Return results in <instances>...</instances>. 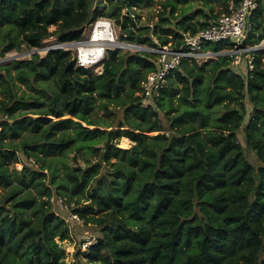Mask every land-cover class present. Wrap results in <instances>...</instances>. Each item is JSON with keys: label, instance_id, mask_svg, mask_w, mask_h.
Masks as SVG:
<instances>
[{"label": "trees", "instance_id": "1", "mask_svg": "<svg viewBox=\"0 0 264 264\" xmlns=\"http://www.w3.org/2000/svg\"><path fill=\"white\" fill-rule=\"evenodd\" d=\"M196 1L201 7L189 13ZM103 2L0 0V28L16 31L4 33L0 57L39 47L54 34L50 26L58 25L61 42L79 40L100 14L120 26L124 41L178 48L183 33L202 28L200 17L227 12L229 0ZM154 3L151 26L124 12ZM250 20L244 43L254 45L264 40V0ZM71 57L58 50L10 64L14 79L40 97L17 95L9 68H0V264H65L55 239L77 222L66 221L61 205L52 209L53 196L96 229L88 264H264V50L253 53L251 70L245 58L233 68L228 55L201 65L182 60L146 107L140 94L154 54L110 51L94 76ZM110 106L122 118L103 129L98 113L112 116ZM123 137L130 148L117 146ZM71 153L84 165L70 166Z\"/></svg>", "mask_w": 264, "mask_h": 264}, {"label": "built area", "instance_id": "2", "mask_svg": "<svg viewBox=\"0 0 264 264\" xmlns=\"http://www.w3.org/2000/svg\"><path fill=\"white\" fill-rule=\"evenodd\" d=\"M257 7L258 0H229L227 12L206 18L200 17L199 23L202 24V28L195 33H183L182 43L178 48L171 43L165 46L149 47L124 41L122 36L119 37L117 34L115 21L103 14L83 29L79 40L61 42L57 38L53 40L49 37L44 39L39 47L24 46L29 48L25 51L31 50L29 53L32 56L38 55L40 58L45 57L49 52L68 51L72 55L71 60L75 62L76 68L89 69L91 76L102 73L104 61L110 51L154 54L155 69L147 74L140 94L141 104L146 107L148 99L159 96L160 90L167 84L168 76L179 67L182 60L194 61L200 65L210 59L228 55L233 57L234 67H237L242 58H245L248 69L251 70L253 68L252 54L264 50V40L254 45L244 43L252 28L250 17ZM142 8L145 7H125L124 12L138 27L151 26L150 23L157 20L158 10H154L151 14L153 18L146 21L141 14ZM207 43L220 44L222 48L218 51L207 49L205 48ZM50 201L53 202L54 198L51 197ZM63 201L61 198L58 200L60 205ZM63 207L67 211L70 209L67 204ZM66 221L80 223L82 220L70 211Z\"/></svg>", "mask_w": 264, "mask_h": 264}, {"label": "rangeland", "instance_id": "3", "mask_svg": "<svg viewBox=\"0 0 264 264\" xmlns=\"http://www.w3.org/2000/svg\"><path fill=\"white\" fill-rule=\"evenodd\" d=\"M102 4H105V3L103 2ZM200 4H201L200 1L199 2L196 1L195 3L193 2L191 4L192 8L189 11V13L194 12L197 8H200L201 7ZM185 7H187V5H185ZM158 9H159L158 3H154L148 8H142L141 14L144 16V20L145 19H146V21L150 20L151 14H153V11L154 10L157 11ZM203 10L206 14L210 13L209 8H203ZM213 11L215 13L221 12V6H219L217 2L214 3V5H213ZM213 14L214 13H212L211 15L213 16ZM13 29H15V27H11V26L0 28V43L3 40L4 33L9 31V30L12 32L13 36H16V31ZM59 29L60 28L58 27V25L50 26L48 28V32L50 34L51 33H54V34L50 35L49 37H52L53 40H55L54 38L58 39V37H60V36L56 32ZM116 30H117V34L119 35V37H121L122 31H121L120 26L117 25ZM206 45L210 46V45H214V44L207 43ZM23 46L24 45L21 46V48H22L21 50H18V51L14 50V51L8 53L5 57H0V68H2L4 72H7V67L9 68L10 64L14 60H28L31 58L32 54L29 53L31 50H29L27 52V51H25V49H27V48H25V46L24 47ZM121 53H126V51H121ZM210 60H213V59H210ZM210 60H208L206 62H209ZM206 62L200 63V65L204 64ZM232 67L235 68L233 64H232ZM237 67H239V66H237ZM10 69L11 68H9V74L11 77L10 79H13L12 82L14 84L13 85L14 91L17 95L33 94V95H37L39 97L42 95L41 92H37V93L32 92V91H30L28 86H24V85L19 84L14 79L15 71L10 70ZM239 69H242V68H239ZM205 75L208 76V72H206ZM49 83L50 82H48L47 84H49ZM49 85L51 86V84H49ZM3 99H4V94H3L2 90L0 89V100H3ZM109 108L112 109V112H114V114L112 116L106 115L103 111H99V113H98V115L101 117V119L104 120V122H102L103 129L108 128V125L113 123L112 119H114V123H115L114 125H116L119 122V120H121V118H122V114H123L122 111H119L118 109L114 108L113 106H110ZM0 117H1V115H0ZM163 126L165 127V129H168L169 124L163 120ZM123 138H121L120 140L117 141V146L119 148H126V149L130 148L133 145V143L128 138H127V141L124 143L122 140ZM241 141H242V139H241ZM113 143H116V140H114ZM102 146H103V144H98V145H94L93 147L102 150ZM243 150H244V153L246 155L247 160L250 163H252L256 169H258L261 162L259 160H257V158L255 157L252 150H250L244 144V142H243ZM75 154L77 155V153H75ZM73 157H74V153L69 154L67 157L70 166L75 167L78 165H80V166L84 165L82 160L80 159V157L78 155L76 156V159H74ZM99 157L100 156L97 157V155H96L95 161H97ZM113 162H115V160H112V163ZM14 166L16 167L17 170H19L22 168L23 164L18 163V164H15ZM0 194H1V191H0ZM53 198H54V201L53 202L50 201V202L52 203V209L54 211H56L57 208L60 207V204L58 202V200L60 198L56 197V196H53ZM64 204H66V203H64V201H63V203H61L62 208H64L63 207ZM69 211H71V210L69 209ZM68 228H69V233L65 239H63V240H60V238L55 239V241L58 243L60 248L63 250V256H64L63 260H64L65 264H69V263L74 262V261H78V262H81L83 264H88L87 260L84 258V252L91 245L96 243V238L98 235L96 229L92 226L84 225L83 221H80V223H78V224L71 222V224L68 225ZM260 258L264 259V247H263V251H262Z\"/></svg>", "mask_w": 264, "mask_h": 264}, {"label": "bare ground", "instance_id": "4", "mask_svg": "<svg viewBox=\"0 0 264 264\" xmlns=\"http://www.w3.org/2000/svg\"><path fill=\"white\" fill-rule=\"evenodd\" d=\"M122 140H123V142L125 143V142L127 141V138H123ZM124 147H125V146H124Z\"/></svg>", "mask_w": 264, "mask_h": 264}]
</instances>
